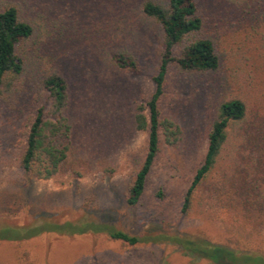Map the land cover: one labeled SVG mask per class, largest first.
Instances as JSON below:
<instances>
[{
    "label": "trees",
    "instance_id": "obj_1",
    "mask_svg": "<svg viewBox=\"0 0 264 264\" xmlns=\"http://www.w3.org/2000/svg\"><path fill=\"white\" fill-rule=\"evenodd\" d=\"M85 10L95 33L91 41L97 48L96 68L107 76L141 75L147 67L144 53L155 50L152 92L139 95L136 89L127 97V127L146 133L143 154L134 157L126 198L136 206L162 148L177 146L185 138L182 124L162 108L170 73L179 84L190 82L195 92L202 83L216 87L208 78L223 66L224 22L235 17L260 24L264 0H0V148L4 117L22 119L19 161L30 179H51L63 169L78 176L99 168L114 171L110 139L89 133L90 128L78 130L77 94L63 63L71 19ZM129 29L140 32V43L126 39ZM200 75L208 76L204 80ZM106 81L101 84L103 93ZM215 102L206 116V150L190 176L181 213L188 214L205 193L217 217L231 222L238 236L249 240L264 231V122L252 123L242 95L225 94ZM47 231L105 232L130 245L148 239L93 215L66 221L41 216L26 224L0 225V239L22 240ZM149 239L179 244L187 255L217 264H264L262 254L240 253L204 237L158 233Z\"/></svg>",
    "mask_w": 264,
    "mask_h": 264
},
{
    "label": "rangeland",
    "instance_id": "obj_2",
    "mask_svg": "<svg viewBox=\"0 0 264 264\" xmlns=\"http://www.w3.org/2000/svg\"><path fill=\"white\" fill-rule=\"evenodd\" d=\"M71 12L70 8L67 13ZM84 12L77 11L78 16L71 19V40L63 63L77 94L74 109L78 130L90 128L89 133H102L110 139L114 171L109 174L99 168L78 176L63 169L51 179H30L19 161L22 119L6 116L0 148V225L26 224L41 216L66 221L93 215L148 239L130 245L105 232L47 231L22 240L0 239V264H217L187 255L179 244L149 239L158 233L204 237L240 253L264 256V231L243 240L236 233L237 227L217 217L205 193L195 199L188 214L181 213L190 176L206 150V116L215 101L225 94L242 95L248 101L252 123L259 126L264 122V18L260 24L235 17L224 22L220 37L225 59L222 69L208 78L216 87H202V83L200 92H195L190 82L185 79L179 84L170 73L162 108L182 124L185 138L177 146L162 148L141 202L130 206L126 198L133 161L143 154L146 133L127 127L131 106L127 97L136 89L139 95L152 92L150 76L155 71L152 63L156 54L152 48L144 53L147 67L139 76L117 72L107 76L101 67L96 68L97 48L91 41L95 33ZM139 33L129 29L126 39L137 38L140 43ZM207 76L199 77L206 80ZM104 79L109 85L103 93ZM187 79L191 80L189 76ZM253 248L259 250L251 251Z\"/></svg>",
    "mask_w": 264,
    "mask_h": 264
}]
</instances>
